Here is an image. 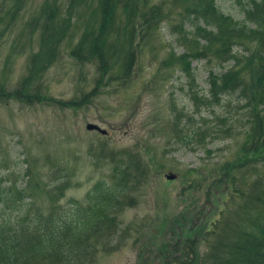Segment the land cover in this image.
Listing matches in <instances>:
<instances>
[{
    "label": "trees",
    "instance_id": "1",
    "mask_svg": "<svg viewBox=\"0 0 264 264\" xmlns=\"http://www.w3.org/2000/svg\"><path fill=\"white\" fill-rule=\"evenodd\" d=\"M153 1L136 0L138 10L129 0L46 1L30 14L22 33V40L28 38L31 49L36 45L38 50L18 87L36 89L8 93L2 86L0 105L21 101L29 106V101L35 102L33 96L44 98V71L66 48L78 63L97 64L103 71L99 75L126 87L141 71L135 68L140 49L160 24L176 15L187 47L177 56L183 71L192 76L190 61L198 58L216 67L210 73L208 94L197 89L195 79L186 83L196 114L212 110V127L206 122L207 127L187 129L194 118L173 109L170 132L176 145L206 148L208 139L240 144L232 158L188 172L192 183H202L192 180L201 173L208 174L204 181L214 182L210 201L197 210L194 222H180L193 224L196 231L200 225L199 236L186 241L179 232L173 233L160 244L164 251L159 255L153 247L146 248L142 264H264V0H237L245 17L242 22L223 13L218 0H168L164 12ZM28 3L0 4V36L12 33ZM170 67L161 62L158 72ZM19 95L25 100L12 97ZM44 100L55 104L49 97ZM140 154L109 152L105 160L112 166L111 181L96 183L83 201L71 199L66 206L62 201L70 183L59 179L41 185L40 178L34 186L7 189L0 201V264H94L99 247L106 249L116 239L123 227L121 215L147 183L150 168ZM36 191L46 195L48 205L38 204Z\"/></svg>",
    "mask_w": 264,
    "mask_h": 264
},
{
    "label": "rangeland",
    "instance_id": "2",
    "mask_svg": "<svg viewBox=\"0 0 264 264\" xmlns=\"http://www.w3.org/2000/svg\"><path fill=\"white\" fill-rule=\"evenodd\" d=\"M46 1L29 0L25 18L22 15L18 19L11 34L0 36V87L5 86L8 93L22 89L25 94L36 89V85L18 87L31 55L38 50L36 45L31 49L28 38L22 40V33L30 14ZM3 2L0 0V4ZM152 4L164 12L168 0H154ZM129 5L138 10L136 0H129ZM218 5L235 20H245L237 0H218ZM180 23L174 15L159 25L161 28L139 51L135 67L141 69L139 75L126 87L114 79L111 82L108 75H99L103 71L97 64L78 63L71 49L66 48L61 50L58 61L44 71L42 94L55 104H48L37 94L29 106L21 101L0 105V201L6 197L7 189H20L26 183L34 186L40 178L41 185H48L60 177L70 183L62 204L68 205L71 199L83 201L96 183L111 181L112 166L105 160L109 152L140 151L149 164L147 183L134 194L133 206L120 217L121 232L107 243L106 249L99 247L94 264H142L143 251L153 247L159 255L164 251L160 244L173 233L179 232L178 237L186 241L197 238L200 225L196 231L193 224L180 222H194L197 210L210 201L214 182L204 181L208 174L201 173L192 180L202 183H192L188 172L220 164L239 148L240 140L223 143L208 139V147L195 150L176 145L170 132L173 109L194 118L187 129L207 127L203 126L206 122L212 127V110L202 109L201 116L196 114L186 83L195 79L197 89L208 94L210 73L216 71L214 64L201 58L190 61L192 76L183 71L177 56L185 54L187 47L176 27ZM15 47L19 50L14 51ZM164 61L171 63V69L158 72ZM137 72L136 69L134 73ZM12 97L25 100L21 95ZM70 101L74 102L68 104ZM183 121L184 126L187 119ZM90 124L99 126L107 135L89 131ZM169 174L177 179L167 180ZM34 194L38 204L48 205L44 193ZM173 239L177 241V236Z\"/></svg>",
    "mask_w": 264,
    "mask_h": 264
},
{
    "label": "water",
    "instance_id": "3",
    "mask_svg": "<svg viewBox=\"0 0 264 264\" xmlns=\"http://www.w3.org/2000/svg\"><path fill=\"white\" fill-rule=\"evenodd\" d=\"M87 129H88L89 131H91V132H92V131H97V132L101 133L102 135H106V134H107L106 131L102 130V129H101L99 126H97V125H92V124H90V125L87 126ZM166 178H167V180H169V181H174V180L177 179V176H176V175H173V174H169V175L166 176Z\"/></svg>",
    "mask_w": 264,
    "mask_h": 264
},
{
    "label": "bare ground",
    "instance_id": "4",
    "mask_svg": "<svg viewBox=\"0 0 264 264\" xmlns=\"http://www.w3.org/2000/svg\"><path fill=\"white\" fill-rule=\"evenodd\" d=\"M132 151H133V150H132ZM133 152L138 153V152H140V151H133ZM62 179H64V178H63V177H60L59 180H62Z\"/></svg>",
    "mask_w": 264,
    "mask_h": 264
}]
</instances>
